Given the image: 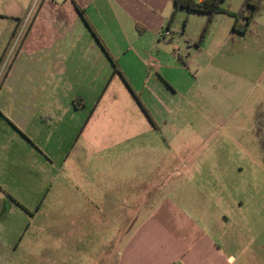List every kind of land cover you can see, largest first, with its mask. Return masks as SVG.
Here are the masks:
<instances>
[{"label": "crops", "instance_id": "0c3cea01", "mask_svg": "<svg viewBox=\"0 0 264 264\" xmlns=\"http://www.w3.org/2000/svg\"><path fill=\"white\" fill-rule=\"evenodd\" d=\"M171 2L42 0L0 85V233L10 216L16 220L7 235L12 238L20 229L21 240L35 228L49 230L37 216L58 197L60 212L75 208V228L102 230V236L87 234L76 244L80 255L75 257L85 253L87 264L236 261L208 235L188 243L164 231L168 225L157 216L139 219L136 214L152 205L162 182L120 176L117 184L115 177L107 178L106 188H98L83 175L90 188L74 203L69 196L80 193L68 195L64 182L57 191L49 187L61 181L62 170L66 180V165L82 174L79 164L87 156L106 157L108 165L122 163L145 148L144 138L161 131L149 107L165 91L162 79L171 84L169 69L179 66L178 47L161 40L172 32L176 10ZM28 4L18 0L15 12L0 14V61ZM4 19L12 23L4 26ZM12 238L4 242L0 234V260L15 255L2 251ZM27 253L53 258L45 238L31 239ZM66 258L59 261L66 264Z\"/></svg>", "mask_w": 264, "mask_h": 264}, {"label": "rangeland", "instance_id": "374dc122", "mask_svg": "<svg viewBox=\"0 0 264 264\" xmlns=\"http://www.w3.org/2000/svg\"><path fill=\"white\" fill-rule=\"evenodd\" d=\"M17 1L0 0V14L15 12ZM27 1L19 32L0 61V85L42 2ZM246 1L223 0L219 3L223 12L211 18L178 9L171 34L161 40L178 47L174 54L179 66L169 69L171 84L162 79L165 91L149 107L161 131L144 138L145 148L122 163L108 165L106 157L87 156L79 164L82 174L66 165V180L62 170L61 181L51 183L50 189L57 191L59 182H64L68 195L80 193L69 196L74 203L90 188L83 175L93 178L91 183L98 188H106L107 178L115 177L116 183L120 176L162 182L152 205L136 214L139 219L157 216L168 225L164 231L188 243L208 235L227 255L235 256L232 264H264V119L260 117V112L264 115V0H254L260 9L252 15L243 10ZM10 23L3 21L4 26ZM57 200L52 197L51 207L37 216L49 223V230L35 228L21 240L22 229L16 238L7 236L16 220L10 216L3 222L2 239L12 242L2 251L15 255L0 264H63L60 256L67 257L66 264H87L85 253L75 257L80 255L76 244L87 234L102 236V230L75 228V208L71 214L60 212ZM36 238L49 241L51 260L28 255V244ZM96 247L89 246L93 255Z\"/></svg>", "mask_w": 264, "mask_h": 264}, {"label": "trees", "instance_id": "16d2710c", "mask_svg": "<svg viewBox=\"0 0 264 264\" xmlns=\"http://www.w3.org/2000/svg\"><path fill=\"white\" fill-rule=\"evenodd\" d=\"M222 1L223 0H201V1H198V0H174V7H175L176 11L178 9H183L187 12L205 13V14H208L211 18L214 13L223 12L219 6V3ZM259 9H260V6L256 2H254V0H247L243 10L249 12L250 15H252V14L258 12ZM79 12L82 13V10H79ZM205 33H206V30L203 31L200 41H202L203 37L205 36ZM258 116H259V114H258ZM260 117H262V119H264V115L261 112H260Z\"/></svg>", "mask_w": 264, "mask_h": 264}, {"label": "built area", "instance_id": "2783aa9c", "mask_svg": "<svg viewBox=\"0 0 264 264\" xmlns=\"http://www.w3.org/2000/svg\"><path fill=\"white\" fill-rule=\"evenodd\" d=\"M198 1H201V0H198ZM22 31V30H21ZM21 31H20V33H21ZM19 32V31H18ZM20 33H18V36H20ZM169 32H166V34H168ZM6 74H7V71L5 72V76H6ZM5 78V77H4ZM4 80V79H3ZM2 80V81H3Z\"/></svg>", "mask_w": 264, "mask_h": 264}]
</instances>
